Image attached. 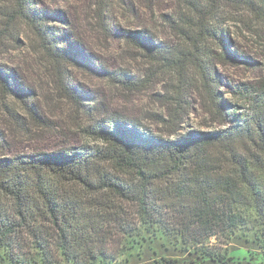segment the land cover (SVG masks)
I'll return each mask as SVG.
<instances>
[{
	"label": "trees",
	"instance_id": "obj_1",
	"mask_svg": "<svg viewBox=\"0 0 264 264\" xmlns=\"http://www.w3.org/2000/svg\"><path fill=\"white\" fill-rule=\"evenodd\" d=\"M9 3L10 8L1 13L4 25L19 21L28 26L55 68L77 63L94 69L66 44V35L47 25L58 17L33 8L30 0ZM183 3L192 14L185 23L193 36L182 30L180 34L194 52L180 53L173 60L165 50L152 49L148 37L127 34L126 38L153 61L182 72L186 62L197 68L202 87L230 125L210 134L163 140L141 131L136 123L114 118L90 127V134L104 143L100 148H68L0 161V189L13 207L8 211L0 204V264H58L62 259L73 264H115L121 253L108 247V225L131 241L140 230L162 235L183 252H193L213 264H229L234 258L211 244L212 239L227 244L243 236L264 249V91L258 95L248 88L239 90L250 108L238 114L234 105L232 112H226L228 107L214 90L218 78L199 58L207 57L203 44L208 40L226 49L223 33L208 27L221 6L244 7L260 15L264 0ZM228 59L234 61L232 55ZM105 73L130 91L140 88L125 72ZM8 78L0 70L1 93L24 99V91L13 88ZM65 93L78 103V96ZM52 181L78 186L98 199L85 206L73 191L61 187L58 192ZM116 201L135 208V223L127 220Z\"/></svg>",
	"mask_w": 264,
	"mask_h": 264
},
{
	"label": "rangeland",
	"instance_id": "obj_2",
	"mask_svg": "<svg viewBox=\"0 0 264 264\" xmlns=\"http://www.w3.org/2000/svg\"><path fill=\"white\" fill-rule=\"evenodd\" d=\"M30 1L33 8L58 17L47 25L66 35V44L94 69L77 63L55 68L28 26L19 21L4 25L1 13L10 8V0H0V70L9 76L13 88L24 91L25 97L0 91V161L68 148H100L104 143L90 134V127L114 118L136 123L141 131L163 140L191 133L210 134L230 125L202 87L197 68L186 62L182 72L153 61L143 48L126 38L127 34L148 37L152 49L165 50L173 60L180 53L194 52L192 44L188 45L180 34L182 30L193 36L185 23L192 14L183 0ZM193 1L203 4L204 0ZM208 27L223 33L226 49L208 40L203 44L207 57L199 58L218 78L214 90L228 107L226 112H232L236 105L238 114H246L250 104L239 90L248 88L258 95L264 91V13L257 15L244 7L224 5ZM222 53L226 59H222ZM118 71L131 76L140 88L130 91L105 73ZM65 91L78 96V103ZM107 169L111 170L110 166ZM52 184L58 192L61 187L73 191L85 206H92L98 199L78 186L57 181ZM0 204L8 211L13 208L12 200L1 189ZM115 204L127 213L129 222L135 223L134 207L118 201ZM105 230L110 234L108 247L121 253L115 264H213L193 252H183L162 235L151 236L140 230L139 237L131 241L110 225ZM211 244L227 250L234 258L229 264L264 263V249L243 236L227 244L212 239ZM58 264L73 263L62 259Z\"/></svg>",
	"mask_w": 264,
	"mask_h": 264
}]
</instances>
